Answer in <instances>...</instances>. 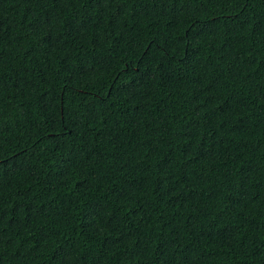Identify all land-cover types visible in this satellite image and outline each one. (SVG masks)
Segmentation results:
<instances>
[{"label":"trees","instance_id":"1","mask_svg":"<svg viewBox=\"0 0 264 264\" xmlns=\"http://www.w3.org/2000/svg\"><path fill=\"white\" fill-rule=\"evenodd\" d=\"M0 264H264V0H0Z\"/></svg>","mask_w":264,"mask_h":264}]
</instances>
